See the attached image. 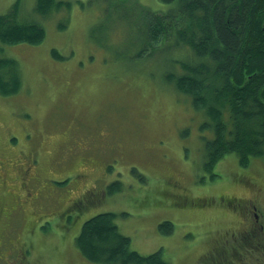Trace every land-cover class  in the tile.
<instances>
[{
  "label": "rangeland",
  "instance_id": "1",
  "mask_svg": "<svg viewBox=\"0 0 264 264\" xmlns=\"http://www.w3.org/2000/svg\"><path fill=\"white\" fill-rule=\"evenodd\" d=\"M57 1L71 7L40 15L37 0H0V16L19 2L18 22L46 34L37 45L0 41V59L16 60L22 80L18 93L0 94V264H100L76 238L101 213L117 214L142 255L264 264V158L242 167L232 153L204 169L208 118L167 80L190 52L138 58L142 30L115 20L110 0ZM139 4L167 8L132 0L120 15Z\"/></svg>",
  "mask_w": 264,
  "mask_h": 264
},
{
  "label": "trees",
  "instance_id": "2",
  "mask_svg": "<svg viewBox=\"0 0 264 264\" xmlns=\"http://www.w3.org/2000/svg\"><path fill=\"white\" fill-rule=\"evenodd\" d=\"M131 2L110 0L107 6L117 9L115 20L123 18L131 30L137 23L142 30L138 58L150 53L147 51L170 47L191 54L178 60L182 72L167 75V80L189 95L193 108L208 118L201 130L214 136L204 138V169L212 172L232 153L242 167H247L252 157L264 158V0H159L166 9L156 11L139 4L140 13L122 17L120 10H129ZM63 7L70 8L71 3L37 0L35 10L48 15ZM19 8L18 2L0 16V41L7 45L41 43L45 29L18 22ZM109 15L105 24L112 21V12ZM18 66L14 59H0L1 95L19 92ZM115 185L110 194L121 189L120 182ZM116 216L101 213L83 224L76 244L86 259L100 264H171L162 251L142 255L132 250L131 239L120 233L114 221ZM169 223L160 224L161 233L170 235ZM173 231L174 226L171 234Z\"/></svg>",
  "mask_w": 264,
  "mask_h": 264
},
{
  "label": "flooded vegetation",
  "instance_id": "3",
  "mask_svg": "<svg viewBox=\"0 0 264 264\" xmlns=\"http://www.w3.org/2000/svg\"><path fill=\"white\" fill-rule=\"evenodd\" d=\"M88 194V192H86V195ZM229 203H232L231 201L229 202ZM256 216V218H257V215H255ZM227 251V248H226V250H225V252ZM226 256V255H225Z\"/></svg>",
  "mask_w": 264,
  "mask_h": 264
}]
</instances>
